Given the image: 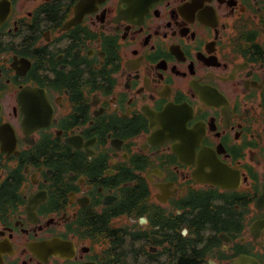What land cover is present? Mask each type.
<instances>
[{
	"label": "flooded vegetation",
	"instance_id": "af4514ba",
	"mask_svg": "<svg viewBox=\"0 0 264 264\" xmlns=\"http://www.w3.org/2000/svg\"><path fill=\"white\" fill-rule=\"evenodd\" d=\"M0 264H264V0H0Z\"/></svg>",
	"mask_w": 264,
	"mask_h": 264
}]
</instances>
